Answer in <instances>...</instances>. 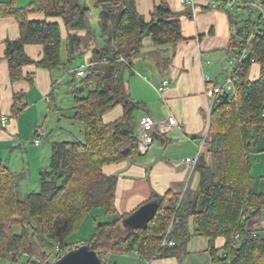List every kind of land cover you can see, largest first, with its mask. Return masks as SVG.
<instances>
[{"label":"trees","instance_id":"16d2710c","mask_svg":"<svg viewBox=\"0 0 264 264\" xmlns=\"http://www.w3.org/2000/svg\"><path fill=\"white\" fill-rule=\"evenodd\" d=\"M218 2L226 6V0ZM92 9L109 15L99 33L91 25ZM31 13L41 14L43 19L30 20ZM6 15L20 21V37L5 44L12 82L24 78L25 66L35 64L52 70L62 65V24L68 33L70 62L84 56L88 42L98 37L102 46L91 51V60L96 64L73 90L71 119L81 124L83 141L52 142L49 166L40 173V191L28 194L24 200L17 197L16 174L0 166V264H55L74 249L72 237L97 210L108 218L103 222L94 219V232L83 242L99 254L104 264L108 255L135 253L142 260L181 255L192 236L210 239L213 264H264V230L247 228L248 222L261 217L264 209V193L251 189L249 152L254 128L264 133V19L260 14L257 23L246 21V26L238 30L237 54L244 42L251 49L234 70V93L219 95L211 111L206 149L196 164L201 180L195 199L182 202L172 193L156 197L152 201L160 200L159 210L146 228L124 226L123 221L139 208L118 215V178L107 175L104 168L141 156L136 134L145 105L128 91L126 73L132 75L146 38L158 48L187 40L180 15L162 1L147 22L138 13L136 0H92L91 6L81 0L0 2V16ZM79 32H86V36ZM32 44L43 47L39 62L25 53V47ZM162 53L165 51L159 50L156 55ZM163 62L167 65L169 60ZM254 64L260 65L261 74L252 81ZM87 87L92 88L85 93ZM16 98L14 116L21 112ZM117 106L123 108L122 115L107 123L104 115ZM207 156L211 157L209 164ZM20 225V232L13 230ZM220 237L226 241L222 255L214 248ZM53 259L55 263L50 262Z\"/></svg>","mask_w":264,"mask_h":264},{"label":"crops","instance_id":"0c3cea01","mask_svg":"<svg viewBox=\"0 0 264 264\" xmlns=\"http://www.w3.org/2000/svg\"><path fill=\"white\" fill-rule=\"evenodd\" d=\"M162 1L180 15L182 31L187 40L158 48L150 38H146L142 55L134 61L131 79L126 78V86L131 96L145 105L140 111L138 123L144 115L152 116L158 122L174 116L179 125L166 134H158L148 152L141 154L137 160L104 168L107 175L118 178L115 203L118 215L130 214L143 204L168 193L178 195L182 202L195 199L201 174L185 160L201 155L199 141L209 133L210 115L205 92L211 86L224 85L225 76L232 70L231 62L238 55L235 51L240 38L238 30L247 24L244 19L241 20L246 14L242 8L245 0H234L233 8L223 5L217 9L207 7L203 0H197L194 9L182 0H136L138 13L149 22L155 7ZM0 2L8 4L12 0ZM28 18L42 20L43 15L31 13ZM62 33L60 67L50 70L31 64L23 68V79L12 82L5 58V44L20 37V21L14 15L0 16V115L8 118L7 126H0V166L10 168L16 177L17 173H21L22 179L30 182L35 179L32 176L33 167L40 178L41 171L50 163V151L43 146L45 140L56 133L59 136V132L73 133L74 122L63 121L59 102H64L61 94L70 93L69 90L74 87V80H68L66 75L74 74L75 70H69L68 65L75 64L77 60L69 61L68 33L63 24ZM78 34L86 36V32ZM101 46L102 41L99 40L88 42L85 63L92 61L91 51ZM159 50L165 53L156 55ZM25 53L31 60L39 62L43 59L44 50L41 45L32 44L25 47ZM165 59L169 60L167 65L163 62ZM260 74V65L254 64L250 79L255 81ZM149 75L154 77L153 81ZM165 80L169 81V86L159 92ZM16 97L19 98L18 108L21 112L14 116ZM54 111L57 117L52 116ZM122 113L123 108L117 106L104 115V120L113 122ZM39 130L43 135L36 144L34 139L38 138ZM253 137L249 151L253 176L251 189L263 194L264 160L259 157L264 156V133H259L255 127ZM206 162H211L210 156L206 157ZM101 216L105 217L102 211ZM105 218L107 220L108 217ZM259 220L264 223L262 217L253 221ZM190 221L189 230L193 234L194 225ZM225 243L222 237L214 242L219 255L224 253ZM107 261L108 264H213V256L209 238L192 236L181 255L152 260H142L135 253L108 255Z\"/></svg>","mask_w":264,"mask_h":264},{"label":"built area","instance_id":"2783aa9c","mask_svg":"<svg viewBox=\"0 0 264 264\" xmlns=\"http://www.w3.org/2000/svg\"><path fill=\"white\" fill-rule=\"evenodd\" d=\"M183 3H186L190 5L193 9L196 8V5L198 3L197 0H182ZM204 4L211 8V9H217L222 6V4L218 1H211V0H203ZM226 6L229 8H233L234 6V0L232 1H226ZM243 10L247 14H251L253 12H258L262 18L264 19V4L262 0H245L242 4ZM251 47L248 43L244 42L242 45L239 54L237 57L231 62V71L229 74L225 76V83L223 86L214 85L206 89L205 95L207 98V112L210 115L211 111L213 109V106L215 104V101L219 95H223L224 93H234V83L236 82L237 78L234 74L235 68L240 65L244 59H246L247 54L249 53ZM124 61V59H121ZM95 62L88 61L87 63L83 64L81 67L77 68L74 73L76 77L78 78H84L89 71L95 66ZM169 86V81L165 80L163 82L162 87L159 89V92H163L165 89H167ZM1 120V126L6 127L8 123L7 116L0 115ZM179 125L177 119L174 116H169L166 119L162 121H157L155 118L149 115H144L139 119L138 128H137V139L139 142V149L141 154H145L148 152L150 147L155 141V138L158 134H166L170 132L172 128H175ZM38 138L34 139V142L36 144H39L40 137L43 135L41 130L38 132ZM208 135H205L204 138L200 141V154L203 153L206 149V140L208 138ZM199 156L196 158H188L185 160L186 164H191L192 167H196V164L198 162ZM237 239L239 236L236 237ZM166 240L163 243V246L166 245ZM174 243L171 242L170 245H173ZM58 252H61L60 249H57ZM65 254V253H64ZM63 254V255H64ZM62 255V256H63Z\"/></svg>","mask_w":264,"mask_h":264},{"label":"rangeland","instance_id":"374dc122","mask_svg":"<svg viewBox=\"0 0 264 264\" xmlns=\"http://www.w3.org/2000/svg\"><path fill=\"white\" fill-rule=\"evenodd\" d=\"M84 4L88 5V6H91L92 5V0H81ZM101 12V11H100ZM100 12L96 9H92L91 10V13H90V16H91V25L92 27L94 28V30L96 29L99 32H101V27L103 25L102 23V20L100 18ZM244 21H251L252 23H257L259 21V13L258 12H253L251 14H245L244 13V16L241 17V20ZM242 26V25H241ZM244 27V26H242ZM98 40L99 41H102L101 38L98 37ZM65 49V47L63 48ZM64 53H66V51L64 50ZM86 61V58L85 56H82L80 57L75 64L73 65H68V68L69 70H76L77 67H81ZM84 62V63H83ZM68 80H72L73 84H74V87L69 90L70 93H66L65 94H61V96H63L64 98V102H59L61 104H59V108L61 109L62 108V113H63V116H64V119L63 121L66 122H71L70 120L71 117L73 116V105H74V100H75V95L73 93V89L76 88V87H79V85L81 84V81H82V78H78L76 77L75 74H68L66 75ZM126 78L127 80H129V78L131 79L130 77V73L127 72L126 73ZM149 78L151 81H153L154 77L152 75H149ZM68 85V84H66ZM221 85H223V83L221 82ZM92 87H87L86 90H85V93H87ZM58 99H60V96H58ZM64 103V104H63ZM57 113L54 111L53 112V117H57L56 115ZM81 130V131H80ZM73 133H70V134H67V133H62V132H59V136H57L56 134L52 135L51 138L49 140H45V142L43 143V146L45 149H49L50 151V154H51V144L52 142L54 141H83V131H82V126L81 124H79L78 122H74V126H73ZM46 155V154H45ZM49 158H50V155H49ZM261 160H264V156H260L259 157ZM49 166V163L48 165ZM32 176H35V179H33L32 182L30 181H26L24 179H22L21 177V173H17V179H18V186H17V197L20 199V200H24L28 194L32 193V192H39L40 191V185H39V173L37 172H34V167L32 169ZM36 176H38V178H36ZM36 181L38 182L36 184ZM101 211L102 210H97L95 212H93L84 222V224L82 225L81 229L72 237V240L73 242V248L75 247H80L82 245H85L83 241H87L90 239V237L92 236L93 232H94V228H95V223H94V219L97 221V222H103L106 220L105 217H102L101 216ZM262 219L264 220V209L262 211ZM16 219V218H14ZM17 220L20 222V218H17ZM255 219H252L248 222L247 224V228L248 229H251L253 231H261V230H264V223H261L260 220L259 221H253ZM21 225L20 226H15L13 227V230L16 231V232H20L21 230ZM50 262L52 263H55L54 259L53 260H50ZM109 261L106 262V264H108Z\"/></svg>","mask_w":264,"mask_h":264},{"label":"water","instance_id":"95a60500","mask_svg":"<svg viewBox=\"0 0 264 264\" xmlns=\"http://www.w3.org/2000/svg\"><path fill=\"white\" fill-rule=\"evenodd\" d=\"M103 25L109 19L106 11L100 12ZM160 206V200H155L141 206L136 212L123 221L126 227L146 228L156 217ZM55 264H104L99 254L87 245L74 248L64 254Z\"/></svg>","mask_w":264,"mask_h":264}]
</instances>
